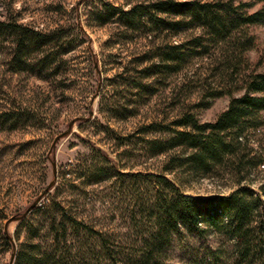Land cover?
<instances>
[{
    "label": "rangeland",
    "instance_id": "obj_1",
    "mask_svg": "<svg viewBox=\"0 0 264 264\" xmlns=\"http://www.w3.org/2000/svg\"><path fill=\"white\" fill-rule=\"evenodd\" d=\"M154 1L0 0V264L29 254L47 264H261L242 259L228 227L167 226L173 192L162 176L195 196L238 187L232 157L208 174L167 170L184 155L168 143L185 112L213 122L228 92L241 93L243 57L264 71V26L222 34L188 10L102 23L107 4ZM34 32L46 44L21 51ZM260 128L249 147L261 163L243 182L264 198Z\"/></svg>",
    "mask_w": 264,
    "mask_h": 264
},
{
    "label": "trees",
    "instance_id": "obj_2",
    "mask_svg": "<svg viewBox=\"0 0 264 264\" xmlns=\"http://www.w3.org/2000/svg\"><path fill=\"white\" fill-rule=\"evenodd\" d=\"M259 4L261 7L255 8ZM105 8L102 23L108 22L116 15L128 23L148 15L154 20L161 18L157 17L158 13H183L188 10L191 16L199 17L204 24L215 26L217 32L222 34L235 27L244 26L250 29L264 26V0H220L216 3L158 0L149 4H132L127 9L112 4H107ZM14 29L25 31L21 27ZM33 34L29 38H20L18 46L21 51L23 49L24 52L26 45L39 47L46 44L45 34ZM253 41L249 38L243 51L250 50ZM173 48L169 58L179 60L181 55L176 51L179 45ZM240 65L246 72L240 88L242 91L239 94L228 92L229 105L215 121L201 122L191 112H185L174 121L176 128L173 129L174 134L168 147H181L184 155L173 157L171 165L167 168L173 170L177 166H187L189 172L208 174L213 166L224 165L232 157L238 161V187L228 194L195 196L182 192L172 180L162 176L173 192L165 210L167 217L164 222L167 226L175 228L184 225L188 230L198 233L203 231L202 222L219 229L228 227L242 259L250 262L256 257L264 264V198L252 184L243 182V171L250 172L251 168L261 163V157L252 155L254 148L249 145L250 132H260V126L264 123V71L251 70L249 59L245 57L241 59ZM47 190L48 188L45 189ZM70 220L79 224L78 220ZM5 238L7 242L12 240L8 234ZM20 260H23L24 264H47L46 259L37 254L23 255L19 262ZM157 264L175 263L161 261Z\"/></svg>",
    "mask_w": 264,
    "mask_h": 264
},
{
    "label": "water",
    "instance_id": "obj_3",
    "mask_svg": "<svg viewBox=\"0 0 264 264\" xmlns=\"http://www.w3.org/2000/svg\"><path fill=\"white\" fill-rule=\"evenodd\" d=\"M91 115H92V111H91ZM73 122H74V121H72V122L70 123V125H69V129H68L67 131L61 133V134L57 137V139H58L59 137H62V136L67 135V134L70 132L71 127H72V125H73ZM54 182H55V180H53V181L49 184L48 188L52 187V186L54 185ZM17 218H18V216H14V217L10 218V219L7 221V223H6V225H5V231H6V233H7L8 235H9V233H8V225H9V222H11L12 220H16ZM9 236H10V235H9ZM10 237H11V236H10Z\"/></svg>",
    "mask_w": 264,
    "mask_h": 264
}]
</instances>
